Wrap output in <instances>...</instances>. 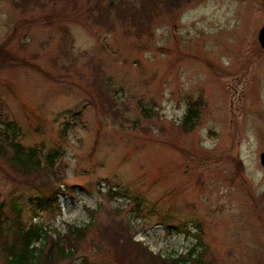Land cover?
Masks as SVG:
<instances>
[{
	"label": "rangeland",
	"instance_id": "1",
	"mask_svg": "<svg viewBox=\"0 0 264 264\" xmlns=\"http://www.w3.org/2000/svg\"><path fill=\"white\" fill-rule=\"evenodd\" d=\"M144 2L0 0V120L60 153L67 190L39 207L0 158L1 235L19 212L62 234L87 224L56 264H151L144 250L195 244L198 264H264V0Z\"/></svg>",
	"mask_w": 264,
	"mask_h": 264
},
{
	"label": "trees",
	"instance_id": "2",
	"mask_svg": "<svg viewBox=\"0 0 264 264\" xmlns=\"http://www.w3.org/2000/svg\"><path fill=\"white\" fill-rule=\"evenodd\" d=\"M147 4H152V0H145L144 9L148 8ZM103 18L105 17L97 18V22L104 25L101 22ZM100 89L103 93L109 92L102 87ZM199 114L197 103L190 104L189 102L188 112L182 120V124L188 131L194 129ZM76 115L80 117L79 113L74 114L73 117H76ZM65 130L62 129L64 132ZM20 131L16 123L0 120V158L6 161L8 168L16 176H22L27 181V184L29 183L39 189L37 191L41 193L38 195L40 197L35 198L36 203H39L37 204L39 207H54V209L58 210V199L67 195V190L65 188L62 190L61 188V177L58 176V179V173L56 175L52 174L56 163L61 160L60 153L56 150L43 153V150L39 148L23 146L18 139ZM114 193L113 195L117 196ZM13 216L12 230L15 231V238L13 237L11 242H8L6 237L5 239L3 238L0 229V248L4 264H56L57 261H66L74 253V241L82 239L87 230V224L82 227L67 225L63 235L60 232H56V230L46 229L36 223H31L26 227L21 221L19 212H15ZM92 219V217L89 219L90 223ZM107 233L109 234V232ZM64 238L65 240H63ZM59 240H62V244L58 246ZM197 247L195 244L188 254L170 257L166 260L160 257L154 258L147 250H144L143 253L148 259H152L150 262L153 264H198L199 255L195 256Z\"/></svg>",
	"mask_w": 264,
	"mask_h": 264
},
{
	"label": "water",
	"instance_id": "3",
	"mask_svg": "<svg viewBox=\"0 0 264 264\" xmlns=\"http://www.w3.org/2000/svg\"><path fill=\"white\" fill-rule=\"evenodd\" d=\"M257 38H258V41H259L261 47L264 48V25L259 30ZM260 163L264 167V153L260 154Z\"/></svg>",
	"mask_w": 264,
	"mask_h": 264
}]
</instances>
